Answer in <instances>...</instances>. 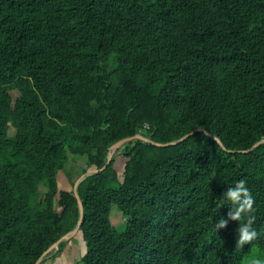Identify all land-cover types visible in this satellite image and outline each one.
Instances as JSON below:
<instances>
[{"label":"trees","instance_id":"1","mask_svg":"<svg viewBox=\"0 0 264 264\" xmlns=\"http://www.w3.org/2000/svg\"><path fill=\"white\" fill-rule=\"evenodd\" d=\"M112 60L134 108L222 145L199 133L202 146L153 159L155 146H141L122 183L90 184L82 264H240L264 248V146L252 150L264 139V0H0V264H36L55 243L68 161L58 120L89 110L84 86L109 85ZM244 178L258 238L236 250L238 222L218 233L213 222ZM113 205L128 218L122 233Z\"/></svg>","mask_w":264,"mask_h":264},{"label":"rangeland","instance_id":"2","mask_svg":"<svg viewBox=\"0 0 264 264\" xmlns=\"http://www.w3.org/2000/svg\"><path fill=\"white\" fill-rule=\"evenodd\" d=\"M110 64L109 85L84 86L89 110L75 112L71 120H58L68 144V161L57 176L59 193L55 208L60 219L59 229L55 243L36 264H82L88 250L87 241L81 230L75 232L84 217L82 196L90 184L122 183L141 146H155L146 155V159H153L157 153L173 152L183 143L187 149L202 146L199 133L207 134L222 145L219 138L203 129L182 132V121L177 120L173 125L166 119L150 118L147 110L134 108L121 85L124 75L118 70L116 60ZM8 94L13 104L22 97L17 84L8 88ZM15 134L16 128L9 125L7 136L13 138ZM109 140H112L110 145ZM261 146H264V139L252 150ZM39 190L44 194L48 186L40 184ZM109 220L117 232L125 231L128 218L117 205L112 206ZM253 255L264 257V248L251 247L240 264H246Z\"/></svg>","mask_w":264,"mask_h":264},{"label":"clouds","instance_id":"3","mask_svg":"<svg viewBox=\"0 0 264 264\" xmlns=\"http://www.w3.org/2000/svg\"><path fill=\"white\" fill-rule=\"evenodd\" d=\"M255 197L252 195L247 186V179H239L228 185L227 191L222 194L216 201V207L219 209L225 205H230L231 210L228 213V218L223 217L213 222V228L216 233L220 229L226 228L229 220L238 222L236 230L235 243L236 250L244 249L245 245H251L258 238V232L254 227L256 216L253 214ZM246 264H264V257L253 255Z\"/></svg>","mask_w":264,"mask_h":264},{"label":"water","instance_id":"4","mask_svg":"<svg viewBox=\"0 0 264 264\" xmlns=\"http://www.w3.org/2000/svg\"><path fill=\"white\" fill-rule=\"evenodd\" d=\"M83 220H84V217L81 219V221H80L79 225L77 226L75 232H77V231L80 230V227H81V225H82Z\"/></svg>","mask_w":264,"mask_h":264}]
</instances>
